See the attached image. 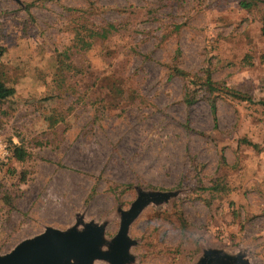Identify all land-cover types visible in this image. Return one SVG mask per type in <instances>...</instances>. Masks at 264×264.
<instances>
[{
	"label": "rangeland",
	"instance_id": "374dc122",
	"mask_svg": "<svg viewBox=\"0 0 264 264\" xmlns=\"http://www.w3.org/2000/svg\"><path fill=\"white\" fill-rule=\"evenodd\" d=\"M239 1L0 0V255L75 224L107 251L159 194L122 264H264V0Z\"/></svg>",
	"mask_w": 264,
	"mask_h": 264
},
{
	"label": "water",
	"instance_id": "95a60500",
	"mask_svg": "<svg viewBox=\"0 0 264 264\" xmlns=\"http://www.w3.org/2000/svg\"><path fill=\"white\" fill-rule=\"evenodd\" d=\"M159 196H138L126 211L121 212L117 232L107 251H101L97 246V226L85 225L78 230L75 224L65 231L48 227L0 255V264H66L69 257L76 259L75 264H91L94 259L122 264L129 259L127 248L131 241L126 235L127 225L147 201ZM209 259L206 256L200 264H207Z\"/></svg>",
	"mask_w": 264,
	"mask_h": 264
},
{
	"label": "trees",
	"instance_id": "16d2710c",
	"mask_svg": "<svg viewBox=\"0 0 264 264\" xmlns=\"http://www.w3.org/2000/svg\"><path fill=\"white\" fill-rule=\"evenodd\" d=\"M252 2H254V0H240L239 4L241 7L247 9L252 4ZM108 27H111V26L108 25ZM104 31L105 30L101 31L99 34L101 36H104L105 35ZM262 31L264 32V29ZM0 55H1V52H0ZM64 66L66 67V65H64ZM172 72H175L176 75H181V76L185 75L184 71L177 69L175 67L172 68ZM209 74H210L209 71L205 70L202 81L198 82V84H195V85L201 87L202 89H204L207 93H211V92L215 91V87L213 85V82H212ZM13 94H15V88L12 85H8L6 83V81H4V79H2L0 77V102H3L4 100L10 98L11 96H13ZM231 94L235 97H238V98H240V96H241L235 92H231ZM258 102L264 108V101H258ZM214 109H215L214 104L211 103L210 111L212 114H214ZM244 142L247 145H252L253 147L256 146L255 144H253L250 141H244ZM11 146H12L11 157L14 160H18V161L22 160L26 154L24 152V150L20 146L15 145V144H13Z\"/></svg>",
	"mask_w": 264,
	"mask_h": 264
},
{
	"label": "built area",
	"instance_id": "2783aa9c",
	"mask_svg": "<svg viewBox=\"0 0 264 264\" xmlns=\"http://www.w3.org/2000/svg\"><path fill=\"white\" fill-rule=\"evenodd\" d=\"M8 155V149L0 142V159L5 158Z\"/></svg>",
	"mask_w": 264,
	"mask_h": 264
},
{
	"label": "bare ground",
	"instance_id": "6f19581e",
	"mask_svg": "<svg viewBox=\"0 0 264 264\" xmlns=\"http://www.w3.org/2000/svg\"><path fill=\"white\" fill-rule=\"evenodd\" d=\"M94 264V263H93Z\"/></svg>",
	"mask_w": 264,
	"mask_h": 264
}]
</instances>
